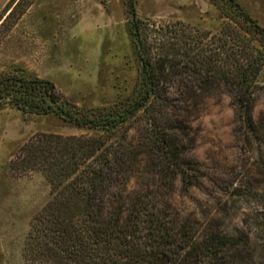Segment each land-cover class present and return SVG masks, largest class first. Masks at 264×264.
I'll return each mask as SVG.
<instances>
[{
    "label": "trees",
    "instance_id": "trees-1",
    "mask_svg": "<svg viewBox=\"0 0 264 264\" xmlns=\"http://www.w3.org/2000/svg\"><path fill=\"white\" fill-rule=\"evenodd\" d=\"M216 1L231 24L212 34L180 22L139 21L128 0L140 70L134 97L120 107L91 113L67 103L47 80L0 79V104L99 132L37 134L10 161L11 170L40 172L50 186L27 234L23 264H264V217L245 220L232 234L207 233L180 217L162 193L176 180L183 189L198 183L190 122L206 96H228L240 134L258 139L252 111L264 27L235 0ZM133 118L143 123L138 136L130 135ZM146 175L151 186L128 188L134 176L142 184Z\"/></svg>",
    "mask_w": 264,
    "mask_h": 264
},
{
    "label": "rangeland",
    "instance_id": "rangeland-1",
    "mask_svg": "<svg viewBox=\"0 0 264 264\" xmlns=\"http://www.w3.org/2000/svg\"><path fill=\"white\" fill-rule=\"evenodd\" d=\"M235 1L264 27V0ZM132 5L137 20L158 27L180 22L215 34L231 24L216 0H132ZM127 11L128 0H0V79L47 80L63 100L91 113L120 107L134 97L140 70ZM255 82L258 139L247 142L240 134L228 96H206L190 122L198 183L183 189L176 180L162 192L180 217L207 233L232 234L245 220L264 217V64ZM128 127L138 136L143 123L133 118ZM41 133L99 134L52 114L29 115L0 104V264H23L33 218L50 196L40 172L22 175L9 168L19 148ZM139 177L130 180L129 189L153 184L148 175L143 185Z\"/></svg>",
    "mask_w": 264,
    "mask_h": 264
}]
</instances>
